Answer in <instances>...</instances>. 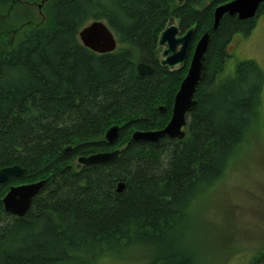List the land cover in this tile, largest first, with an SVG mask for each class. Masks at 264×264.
Here are the masks:
<instances>
[{"label":"trees","instance_id":"16d2710c","mask_svg":"<svg viewBox=\"0 0 264 264\" xmlns=\"http://www.w3.org/2000/svg\"><path fill=\"white\" fill-rule=\"evenodd\" d=\"M41 1L0 0V43L10 34L0 46V168L24 170L0 184V264H104L130 249L143 251V264H211L192 208L263 128L264 70L254 59L234 71L227 65L231 39L253 30L264 1L249 19L224 14L216 29L213 12L224 0H45L40 16L25 14ZM170 16L180 34L194 29L192 47L209 33L204 78L182 139L133 141V130L167 124L187 72L193 48L179 68L160 64L158 38ZM93 20L112 31L114 51L82 45L79 31ZM138 62L152 72L139 75ZM112 125L120 132L109 144ZM123 143L111 162L76 161ZM41 179L24 216L4 211L11 185ZM248 264H264V249Z\"/></svg>","mask_w":264,"mask_h":264},{"label":"rangeland","instance_id":"374dc122","mask_svg":"<svg viewBox=\"0 0 264 264\" xmlns=\"http://www.w3.org/2000/svg\"><path fill=\"white\" fill-rule=\"evenodd\" d=\"M29 8L26 15L40 16L38 7ZM19 10L17 12L23 11ZM9 38L10 34L6 37L7 42ZM6 40L0 46L6 45ZM159 48L161 58L162 47ZM230 50L232 56L227 65L230 71L245 59H254L264 70L263 14L257 16L254 28L247 36L238 34L231 39ZM262 93V130L261 127L255 129L221 179L192 208L195 216L191 218V225L196 230V241L206 249L205 257L211 264H248L252 255L264 249V88ZM137 253L143 251L130 249L122 254L123 257L106 258L104 264H143Z\"/></svg>","mask_w":264,"mask_h":264},{"label":"water","instance_id":"95a60500","mask_svg":"<svg viewBox=\"0 0 264 264\" xmlns=\"http://www.w3.org/2000/svg\"><path fill=\"white\" fill-rule=\"evenodd\" d=\"M42 0L37 5L41 9ZM182 2V0H177ZM264 0H225L218 5L213 12L212 28L216 29L222 16L228 14L236 15L238 19H249L255 16L259 5ZM194 29H188L184 34H180L179 27L175 23L174 17H169L168 24L160 33L158 46L162 47L160 64L169 69H176L183 66L189 58L192 48ZM79 39L83 46L97 53L112 52L116 49V38L109 27L100 20H93L86 24L79 31ZM209 43V33L204 32L196 41L189 60L186 75L182 79L180 86L174 96L170 119L167 124L156 130H134L131 140L156 142L160 138L182 139L185 136V126L188 114L191 113L196 105L194 98L197 86L203 80L205 74V53ZM136 70L139 75H147L152 72V67L144 62H138ZM157 110L165 111V107L159 105ZM119 125L110 126L104 133V139L109 144H114L119 137ZM71 146H66L62 150L68 154ZM120 149L110 151H99L89 155H80L76 161L81 165H95L113 161L119 155ZM23 168L14 164L0 168V184L7 182L12 177H20ZM45 183L44 179L11 185L2 198L5 212L16 217H22L28 211L31 201L36 196ZM125 188L124 182L116 184V192L121 193Z\"/></svg>","mask_w":264,"mask_h":264}]
</instances>
